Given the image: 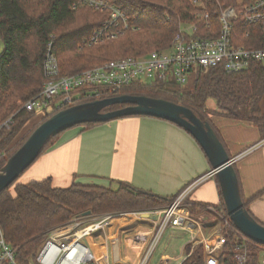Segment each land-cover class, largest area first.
I'll use <instances>...</instances> for the list:
<instances>
[{"label":"trees","instance_id":"1","mask_svg":"<svg viewBox=\"0 0 264 264\" xmlns=\"http://www.w3.org/2000/svg\"><path fill=\"white\" fill-rule=\"evenodd\" d=\"M106 1L120 8L130 25L138 30L126 31L123 36L104 44L89 45L87 41L110 17L109 11L95 10L84 5L82 0H0V39L3 43L0 54V123L17 113L11 128L0 131V170L41 123L72 106L56 108L38 122L36 112L21 109V105L43 88V65L48 43L53 42L61 73L74 74L120 57L143 56L154 50L169 49L180 24L193 21L192 14L196 10L190 0ZM203 1L214 14L221 7L241 9L254 0H243L242 4H238V0ZM248 29L247 25L239 23L236 34L241 37L242 44L251 46L252 43L243 38ZM79 91L82 97L75 104L121 94L144 95L183 104L203 121L209 122L223 143V137L213 123L214 117L251 123L259 129L261 139L264 138V112L261 107L264 67L261 64L240 73H229L222 67H196L191 70L185 86L170 80L135 82L117 91L98 86ZM211 99L216 101V109L208 107ZM122 106L125 105H115L112 109ZM100 124L104 122L78 126L90 129ZM64 132L53 137L40 156L51 149ZM235 169L238 174L236 164ZM20 177L0 193V224L6 241L17 250V257L21 260L42 244L48 229L75 216L87 211L98 214L161 208L173 203L179 194L162 196L125 182H119L117 189L78 183L56 187L52 178L20 183ZM214 178L221 201L218 204H188L191 214L202 217L204 221L210 217L208 206L225 210L219 181L215 175ZM241 193L246 207L254 216L249 205L264 195V189L249 200L244 197L242 187ZM240 242L235 232H227V242L218 254L219 264H237V245ZM246 250V264H259L263 255L261 247L249 244ZM183 264H205L203 245H198Z\"/></svg>","mask_w":264,"mask_h":264},{"label":"built area","instance_id":"2","mask_svg":"<svg viewBox=\"0 0 264 264\" xmlns=\"http://www.w3.org/2000/svg\"><path fill=\"white\" fill-rule=\"evenodd\" d=\"M190 1L196 7L192 14L194 20L180 24L172 45L164 51L154 50L143 56L122 57L63 75L53 42L48 43L43 65V88L21 105V109L45 116L56 108L75 105L82 97L79 89L90 86L117 91L135 82L170 80L185 86L191 70L196 67H222L229 73L244 72L256 64L264 67V0H254L241 9L224 6L214 14L203 0ZM82 3L98 11L110 12V17L87 41L89 45L104 44L123 36L126 31L138 30L130 25L126 14L109 1L82 0ZM242 3L243 0H239L238 4ZM239 23L249 27L243 38L251 42V46L242 44L241 37L236 34ZM2 46L0 39V49ZM16 114L0 123V131L11 128ZM206 178L203 176L189 183L175 201L165 207L75 216L48 231L42 244L23 260L18 259L17 250L6 241L0 224V264H150L168 228L189 232L190 240L183 246L180 256L170 258L163 255L158 264H168L180 258L182 261L179 264H183L198 245L204 247L205 264H219L218 254L227 242L228 231L235 232L241 239L237 245V264H246V246L249 244L261 247L263 256L259 264H264V246L237 229L226 209L213 205L207 207L210 215L217 220L210 231L205 228L202 217L191 214L187 198ZM138 222L150 223L153 229L138 233L123 255L116 233L119 230L125 233ZM144 233L149 240L140 246L139 235ZM110 248L112 256L109 254Z\"/></svg>","mask_w":264,"mask_h":264},{"label":"crops","instance_id":"3","mask_svg":"<svg viewBox=\"0 0 264 264\" xmlns=\"http://www.w3.org/2000/svg\"><path fill=\"white\" fill-rule=\"evenodd\" d=\"M43 116L36 114L37 122ZM213 123L230 155L238 157L235 164L240 185L249 200L264 189V138L261 139L259 129L248 122L214 117ZM212 170L201 146L183 128L154 117L131 116L90 129L79 126L68 129L18 182L52 178L56 187L78 183L114 189L119 187V182H125L162 196H172L205 176L206 180L187 198V206L189 203L218 204L221 196L210 174ZM249 209L264 224V195L251 201ZM203 223L210 231L217 220L210 215ZM130 227L125 233L121 230L116 233L123 255L138 233L153 229L147 222ZM148 240L149 236L144 233L139 235L138 243L144 246Z\"/></svg>","mask_w":264,"mask_h":264},{"label":"water","instance_id":"4","mask_svg":"<svg viewBox=\"0 0 264 264\" xmlns=\"http://www.w3.org/2000/svg\"><path fill=\"white\" fill-rule=\"evenodd\" d=\"M115 105H125L112 109ZM129 116H148L172 122L189 132L208 157L219 181L225 209L234 225L254 242L264 246V224L251 215L241 193L232 157L209 122L193 110L161 98L121 94L98 98L65 108L41 123L0 170V193L15 182L40 156L47 143L60 133L78 125L111 122ZM91 211L83 215L88 216Z\"/></svg>","mask_w":264,"mask_h":264},{"label":"rangeland","instance_id":"5","mask_svg":"<svg viewBox=\"0 0 264 264\" xmlns=\"http://www.w3.org/2000/svg\"><path fill=\"white\" fill-rule=\"evenodd\" d=\"M238 2H239V0H238ZM2 49H3V46L0 49V53L3 51ZM146 54H148V53H146ZM146 54H143V55H146ZM120 58H122V57H120ZM96 65H98V64H96ZM215 106L217 107L216 101L213 99L209 100V107L214 108ZM261 107H262V110L264 112V95L262 96V99H261ZM29 127L30 126H28L27 130H29ZM124 211H130V210H124ZM104 213H108V212H104ZM104 213H98L97 215L104 214ZM67 222L68 221L61 223V224H58V225H55V226L51 227L50 229H48L46 232H48L54 228L56 229V227L63 225ZM189 240H190L189 232H185V231L174 229V228H168L166 230L165 234L163 235L161 242H160L157 250L155 251V253L152 257L150 264H158L160 258L163 255H167L170 258L180 256L182 253L183 246L185 244H187ZM109 254L111 256L113 255L112 248H110ZM261 256H263V255H261ZM181 261H182V258L172 260L168 264H179Z\"/></svg>","mask_w":264,"mask_h":264}]
</instances>
